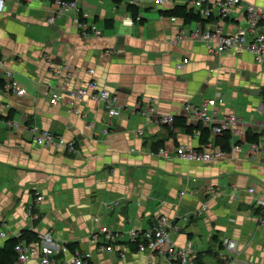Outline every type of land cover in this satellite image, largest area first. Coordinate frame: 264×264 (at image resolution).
<instances>
[{
	"label": "crops",
	"instance_id": "crops-1",
	"mask_svg": "<svg viewBox=\"0 0 264 264\" xmlns=\"http://www.w3.org/2000/svg\"><path fill=\"white\" fill-rule=\"evenodd\" d=\"M186 1L136 6L125 0H76L78 10L48 24L53 0H1L0 78L10 70L25 92L0 90V231L6 233L0 247L25 230L36 238L51 232L56 243L68 247L58 260L86 250L91 264H173L162 255L137 251L130 240L132 231L156 225L164 215L179 225L169 237L177 249L189 245L193 264H264V208L255 205L264 198V131L259 127L264 64L248 52L210 53L191 38L198 25L209 26L215 17L196 13L200 23L162 14ZM245 1L264 8V0ZM129 6L138 9L135 18ZM76 19L101 34H79ZM245 26L243 9L223 21L225 31ZM60 65L69 70L57 75ZM92 79L116 95L118 115L110 117L105 104L91 98L79 103L78 113L61 101L51 103L52 93L62 96ZM214 97L221 101L220 117L233 112L246 125L226 139L208 133L205 143L225 152L221 159H178L177 145L203 144L196 130H187L199 123L184 105ZM149 104L184 126L148 120L142 111ZM33 126L74 141L76 150L36 145ZM251 143L257 145L255 159ZM36 191L44 200L32 217ZM203 205L206 210L200 212ZM102 226L117 234L114 243L123 245L124 257L99 248L94 236H102ZM224 237L236 242L233 251L223 245ZM22 264L39 262L29 258Z\"/></svg>",
	"mask_w": 264,
	"mask_h": 264
},
{
	"label": "built area",
	"instance_id": "built-area-1",
	"mask_svg": "<svg viewBox=\"0 0 264 264\" xmlns=\"http://www.w3.org/2000/svg\"><path fill=\"white\" fill-rule=\"evenodd\" d=\"M177 0H125L129 5L143 6L156 5L165 6L174 3ZM55 5L51 16L47 17L48 24H52L55 18L60 17L70 10H78L76 0H53ZM186 7L194 13H199L205 18L215 17V21L205 27H198L191 32V38L204 43L208 52L219 55L228 51L248 52L251 53L259 64H264V8L257 7L254 4L245 0H187ZM2 2L0 0V10ZM237 9H243L245 12L246 26L237 28L235 31H225L223 21ZM176 20V17H171ZM77 31L83 36L93 35L99 36L101 31L95 26L88 24L84 20H75ZM247 33L251 36L247 38ZM182 63L176 65L177 68L182 67ZM67 65H60L54 69V73L60 75L63 71H68ZM93 73V70H89ZM3 85L0 90L12 93L16 96H22L25 92L22 85L13 77L10 70H5L3 75ZM91 98L105 104L110 117L120 113V105L114 93L104 87H100L99 83L92 79L87 84L72 88L62 96L57 93L50 95L51 103L61 101L70 111L79 112V103L85 99ZM220 99L214 97L203 100L199 104L186 103L184 108L189 116L203 127L209 130L211 137L222 135L224 132H229L231 135H239L242 125H246L241 117L233 112L225 113L220 117L218 103ZM142 114L148 119L163 125H173V114H159L154 107L149 104L142 111ZM15 125V123H13ZM260 130L264 131V123L259 124ZM32 132V140L38 146L51 147L62 151H75L74 141H67L61 135L55 134L48 129H38L33 126L29 129ZM197 135L199 130L195 131ZM236 145L232 146V150H237ZM251 156L255 159L257 145L250 144ZM166 155V152L163 153ZM225 152L217 150L210 143H204L197 147H193L187 143H181L174 149V155L180 160L188 162H215ZM264 164V161H263ZM253 192V188H249ZM183 194V192H180ZM35 198L30 206V216L37 217L34 212L35 207L44 200V196L36 191ZM260 208H264V198H258L256 204ZM200 212L206 210V205H203ZM97 220V219H96ZM264 224V222H263ZM178 231L179 225L172 222L166 216L161 215L156 225L150 226L144 230H135L131 232V242L136 243L137 251H148L151 254H159L173 264H193V252L189 245L177 249L169 237V231ZM102 236L95 235L96 241H100L99 248L108 251H117L121 257H124L125 250L123 245L114 243L117 239V234L109 230L107 226L100 228ZM6 233L0 231V238H4ZM99 238L101 240H99ZM223 245L227 250L233 251L236 247V242L228 237L222 240ZM16 259L13 264H22L29 258H35L39 264H91L92 253L90 251L75 250L73 255L68 259L58 260L56 255L68 251L65 244L55 242L51 232L38 234L33 241H20L15 246Z\"/></svg>",
	"mask_w": 264,
	"mask_h": 264
},
{
	"label": "trees",
	"instance_id": "trees-1",
	"mask_svg": "<svg viewBox=\"0 0 264 264\" xmlns=\"http://www.w3.org/2000/svg\"><path fill=\"white\" fill-rule=\"evenodd\" d=\"M130 11L132 12L133 17L137 16L138 9L134 6H129ZM162 14L169 16H177L183 18L185 22L199 21L203 23L204 21L199 14L194 13L191 9H188L186 6H177L170 10H165ZM203 25V24H202ZM3 85V79L0 78V87ZM263 98H264V89H263ZM184 126V122L180 118H175L172 127ZM188 131L199 130L200 140L204 144L207 140L209 130L203 128L200 124L197 127L186 126ZM224 139L229 137V132H224ZM246 138L251 141L257 140V135L247 134ZM36 239V234L31 231H23L21 235L9 237L5 240L4 244L0 247V264H13L16 259L15 246L22 240L27 242L33 241ZM70 250H73L72 246L69 245Z\"/></svg>",
	"mask_w": 264,
	"mask_h": 264
},
{
	"label": "water",
	"instance_id": "water-1",
	"mask_svg": "<svg viewBox=\"0 0 264 264\" xmlns=\"http://www.w3.org/2000/svg\"><path fill=\"white\" fill-rule=\"evenodd\" d=\"M248 91H249V90H248ZM250 92L258 93L259 90H253V91H250Z\"/></svg>",
	"mask_w": 264,
	"mask_h": 264
}]
</instances>
